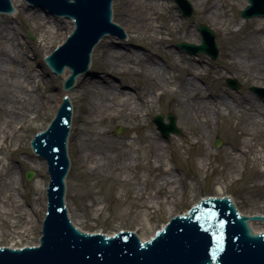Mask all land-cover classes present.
I'll list each match as a JSON object with an SVG mask.
<instances>
[{
    "label": "rangeland",
    "instance_id": "obj_1",
    "mask_svg": "<svg viewBox=\"0 0 264 264\" xmlns=\"http://www.w3.org/2000/svg\"><path fill=\"white\" fill-rule=\"evenodd\" d=\"M233 1L234 5L229 9V15L232 17L230 23H245L243 34L252 32L253 29L264 33V23L258 21L262 20V17L247 19H255L254 24L240 17V11L245 6L240 9L236 4L244 5L246 0ZM162 2L168 6V9L163 10L159 17L161 20H157L149 10L154 0H114L113 21L126 30H124L125 40L108 36L95 46L91 54L90 70L97 69L102 80L105 78L112 82L114 92L118 93L114 99L116 104L125 99H128V103H125L126 107L134 102L144 103L141 112V115H145L144 119L142 117L128 119L129 116L125 112L124 117L117 122L107 123L102 127L110 139L117 143L122 142L120 146L123 153L131 154L133 162L138 160L135 167L119 170L113 177H109V173L105 170L93 171L84 162L78 160V138L82 136L89 139L94 136L92 131L101 128L79 125L84 97L80 83L83 76L76 79L77 86L69 92L62 89V76L51 74L48 69L45 70L46 75L33 78L34 82L31 80L32 76L27 77L32 69H39L37 66L43 67L44 57L65 41L72 25H69L66 19L54 18L55 24L50 29L54 32L56 30L57 33H53L46 44L40 45L39 27L37 28V24L29 17L33 6L30 7L23 0H15L19 14L14 19L7 21V16L0 14V30L8 28V31H12L20 42L17 46L19 56L27 53L30 57L26 60L34 63L32 68L27 69L22 66L26 71L25 78L20 79L21 82L12 79V92L7 95V105L13 107L18 116L5 117V119L11 127L21 126V129L16 133L20 139L19 149L14 151L9 140L8 148L0 150V246L21 247L38 242L45 213L44 194L48 175L44 161L35 157L29 143L32 136L46 128L63 96H68L72 105V121L67 141L70 168L65 179V204L70 220L80 230L89 233L101 231L106 234L131 230L141 239L147 240L172 216L186 212L201 197L210 196H230L240 213L264 215V187L257 181L256 175L250 176L248 173L255 163L248 160L242 173L243 168L239 162L245 158L242 153L247 149L253 155L248 156L249 158L264 156V150L261 152L259 145L260 141H254L248 135L251 129L264 131V99L250 90L252 86L264 88V83L256 79H248L246 72L238 70L237 54L225 49L218 26L203 15L205 11L196 0H188L193 9L188 18L182 17L173 0H162ZM139 8L149 13L153 25L161 24L169 29V34L166 31L162 34L164 40L159 41L155 38L156 33L140 16ZM37 11L44 15L40 9ZM174 24L179 26L174 27ZM198 25H206L214 33L218 48V57L214 60L203 53L192 55L176 48L179 42L188 38L185 33L187 27L198 37L197 44L201 43V35L197 31ZM232 29H237V26L234 25ZM2 36L5 37L6 33ZM242 40L243 38L236 44L239 49L244 48L245 40ZM108 45L114 50H121L127 46L126 48L136 52L141 60L138 61L136 56L131 60H123V67L118 68L117 72H112L105 68L104 51L109 50ZM168 51H171L172 55H169ZM179 54L182 59L191 58L196 67L198 66L195 69L198 73L186 76L185 71L179 66L175 71L169 70L168 64H175L174 62L181 64L179 60H174ZM239 54L251 57L243 51ZM145 62L163 67L166 70L163 73L164 77H161V74L160 77L155 78L145 75ZM174 74L182 78H190L205 94L219 95L229 102L232 97L242 96L246 99V96H253L261 102L263 116L259 118L257 111H250L251 113L244 115L243 110L237 113L219 105L221 115L218 118L213 115L209 129L198 119L186 114L178 100L177 103L171 100L169 95L162 97L156 95L158 87L164 92L167 89L177 90V83L167 86L165 80L166 77ZM229 77L238 82V89L233 90L226 85L225 80ZM93 78L98 80V77ZM122 91L130 92L129 96H122ZM179 100L180 103L183 102L182 97ZM167 114L175 117L180 136L171 135L168 139H164L153 124L152 119L155 116L165 117ZM131 117L134 115L132 114ZM19 121L21 125H18ZM164 121L167 122L166 119ZM256 121H260L261 125L254 124ZM153 134L165 147L163 158L154 156L146 148L147 143L141 138L142 135ZM216 140L220 142L218 147L215 146ZM92 146L97 149L95 146L98 145L93 143ZM233 156L240 160L234 159ZM157 166L170 169L174 175L162 191L159 190L162 182L151 175L152 169ZM255 168L258 172H264V163L258 161ZM29 170L34 173V177L27 182L25 173ZM121 175H129L131 180L123 182ZM17 205L24 206L29 210L30 215L20 217ZM10 223L16 227L11 228ZM24 231V234H20Z\"/></svg>",
    "mask_w": 264,
    "mask_h": 264
},
{
    "label": "water",
    "instance_id": "obj_2",
    "mask_svg": "<svg viewBox=\"0 0 264 264\" xmlns=\"http://www.w3.org/2000/svg\"><path fill=\"white\" fill-rule=\"evenodd\" d=\"M25 1L73 20L75 28L63 45L44 58L54 74L61 75L66 67L69 68L70 74L64 80L65 91H69L75 78L88 69L92 49L102 37L106 34L124 36L119 24L111 20L113 0ZM249 1L251 5L240 13V17L264 18V1ZM174 2L184 18L192 14V6L187 0ZM33 9L40 8L33 6ZM12 10L10 0H0V12ZM197 29L201 35L200 45L182 42L176 48L186 49L194 55L204 53L216 59L218 48L212 31L205 25H198ZM86 74L90 80L98 77L102 82L97 69L82 76ZM226 85L238 88L233 79L227 78ZM251 90L259 95L264 92L255 87ZM71 115L70 101L64 96L47 128L39 130L41 132L32 136L30 142L34 153L45 161L49 176L39 245L20 249L1 245L6 247L0 246V264H264V232L255 234L251 230L264 231V225L251 223V228L249 226L251 221L264 224V216L241 215L228 197H201L204 199L200 198L193 207L190 206L187 213L173 216L150 240L144 242L129 232L131 230L106 236L84 233L76 228L68 217L64 202ZM166 119L168 123H164L161 115L153 119L161 136L164 139H168L170 134L179 136L175 117L168 114ZM219 145L220 142L216 141L215 146ZM33 176L30 171L25 175L27 181H31Z\"/></svg>",
    "mask_w": 264,
    "mask_h": 264
},
{
    "label": "bare ground",
    "instance_id": "obj_3",
    "mask_svg": "<svg viewBox=\"0 0 264 264\" xmlns=\"http://www.w3.org/2000/svg\"><path fill=\"white\" fill-rule=\"evenodd\" d=\"M229 1L231 2L227 3L226 0H196V2H198L199 5H201L202 9L205 11L203 15L210 22L218 26V29L220 30V34H221V42L223 46L225 47V49H230L231 51L237 54L236 56L238 58V61L236 62V65L239 68L238 70L246 72L248 74V79H256L264 83V49H263L264 33H261L257 29H253L252 32L243 34L242 29L246 25L245 23L242 24V23L237 22L235 24H231L230 19L232 17L229 15V9L231 5H234L233 3L234 1L233 0H229ZM246 2H247V5H246ZM246 2L244 5H240V4H236V5L240 9H242L244 6L246 8L251 5L249 0H246ZM11 3L14 7V13L10 15L8 14L5 15L7 16V21H9L10 19H14L19 14L17 6L15 5V0H11ZM19 6L22 7L23 5H19ZM245 8H243L240 11V13ZM256 8L258 9L259 7L256 5ZM167 9H168V6L165 5L162 2V0H154V3L152 4V6L149 7V10H151V13L155 15V19L157 20L160 19L159 17L162 15L163 10H167ZM176 9L182 15V13L179 11L177 6H176ZM37 10L33 9L32 7L31 11L29 10L30 11L29 17L35 24H37L36 25L37 28L39 27V32H40L39 44L42 45V44H46L47 40L53 33H57L56 30L54 32L53 30L50 29V27H52V25L55 24L56 20L54 19L55 17L53 15L49 14L47 16L46 12H43L44 15H41L38 13ZM139 13H140V16L143 18V20L146 21V23H149L153 32L156 33L155 38H157L159 41L164 40V37L162 36V34L164 33V31L168 33L169 29L164 28L161 24L158 26L153 25V20H151L149 13L144 11V9L141 10L139 8ZM244 20H247V19H244ZM254 20L255 19H251V20H247L246 22L249 21L250 24H254ZM67 21L69 25H72L71 20H67ZM258 21L263 24L264 18ZM242 22H245V21H242ZM177 25L179 26V24H174V27H176ZM234 25L237 26V29L235 30L232 29ZM72 28L73 26H71L70 30H72ZM3 33H6L5 37L2 36ZM185 33L188 36V38L185 39V41H181L179 43L185 42L189 45L191 44L198 45L197 43L199 42V39L195 35V33L192 31V29L187 27ZM241 34L243 35L240 36ZM104 38L101 39L100 43L103 41ZM242 38L243 40H245L244 48L239 49L236 46V44ZM214 41H215V37H214ZM189 42H193V43H189ZM18 45H20V42L18 41L16 35L12 33V31H8V28L0 30V150L1 149L6 150L8 148L7 141L9 140H11L12 142L10 146L14 151H17L19 149L20 139L19 137H17L16 133L21 129V126L13 128L10 126V123L8 122V120L5 119V117L11 118V116H14V117L18 116L16 110L13 109V107L7 105L8 104L7 95L12 92L11 91V88H12L11 80L12 79H16L17 81L21 82L20 79H22L23 77L25 78L26 71L25 69L22 68V66L24 65V67L28 69V68H32L33 67L32 65L34 64L26 60V59H29L28 57H30V55H28L27 53L25 54L23 53V56H19L18 48H17ZM126 47H124L121 50H114L111 46L108 45L109 50L104 51L105 60H106L105 62L106 69L112 72H117L119 71L118 68L123 67V60H131L133 56H136L138 61L141 60V57L137 56L136 52L131 51L127 49ZM179 50H182L188 53L187 51H185L186 49H179ZM241 51L245 52L246 54H250L251 57L241 56L239 54ZM168 54L172 55L171 51ZM188 54H191V53H188ZM174 60L175 61L179 60L181 64H178L176 62H174L175 64L173 63L168 64L167 68L169 70L175 71L177 70V66H179L183 71H185L186 76H193V74L198 73L195 71V69H197L198 66L196 67V65L193 63L191 58L182 59L181 55L179 54L177 56V59L176 57H174ZM144 64H145L144 65L145 75L155 78L157 76L160 77L159 74H161V77H164L163 73L166 72V70L160 65L155 66V64L149 63V62H145ZM37 67L39 69H32V71L29 72V74H27V77H29V75L32 76L31 80L33 82H34L33 78L36 79L40 76H44L47 74L45 71L47 68L44 65V63H43V67L42 66L41 67L37 66ZM167 74L168 73H165V75ZM67 75H68V71L65 70L62 75V78L63 79L66 78ZM229 79L231 78L229 77ZM165 80H166L167 86L177 83L178 85L177 90L170 91L169 89H167V91L164 92L162 91L161 88L158 87L157 88L158 93L156 95L158 97H162L163 95H167V96L169 95L171 96V100H175V101L178 100L179 105L183 107L186 114H189L191 117L198 119L199 122H201L202 124H205V126H207V128L209 129L211 128L210 119L213 118V115H215L216 118L220 117L221 115L219 105H223L228 111L234 110V111H237L238 113L239 110H243L244 115L251 113L250 111H257L258 112L257 116L259 118L263 116L262 104L253 96H246L247 97L246 99H244L242 96H240L239 98L232 97L229 102L225 98L219 97V95L211 96L210 94H205V92L199 90V88L195 85L193 81H191L190 78H187V77L182 78L178 74H174L172 76L166 77ZM80 83H81V88L83 90L84 97H83V108L81 110L82 115L80 116V119H79V125L82 127L93 126L96 128L97 127H101V128L97 129L96 131H92L94 132V136L89 139L82 137V136L78 138V142H77L78 160L80 162H84L85 165H87L93 171L105 170L106 173L107 172L109 173L108 174L109 177L116 176V173H118L119 170L121 171L122 169H125V168L135 167L137 165L138 160H135L133 162L131 154L123 153L122 148L120 146L122 142L117 143L114 140L110 139L108 137L107 132L103 130L102 127L105 126L107 123L117 122L119 119L124 117L125 112H127V116H129L128 119L134 120L139 117H142V119H144L145 115L144 114L141 115L142 109L144 108V103L141 102L139 100V97L137 96L138 100L140 101L139 103L134 102L130 104L128 107H126L125 103L126 102L128 103V99H125L121 103L116 104L114 102V99L116 95H118V93L114 92L115 88L112 82L108 81L105 78L102 80V82H100L99 79L98 80L94 79L93 77L90 80L89 76L86 74V76L81 79ZM236 83L238 84L237 81ZM238 87H239V84H238ZM252 87L262 89L264 91V88L262 87H256V86H252ZM252 87H250V90ZM22 88L25 89L24 87ZM233 90H236V89H233ZM31 91L33 92V90ZM252 92L258 95L260 98L264 99V92H262V95H259L258 93L254 91ZM121 93H122V96L124 97L129 96L130 94V92L128 91L126 92L122 91ZM156 95L154 94V97ZM180 97L183 98L182 103H180V100H179ZM132 114L134 115V117H131ZM241 116L243 115L241 114ZM254 124H256L257 126L261 125L260 121H256L254 122ZM18 125H21L20 121L18 122ZM252 130L253 129H251L248 135L252 137V140L260 141L259 145L261 148V152H263L264 150V131L262 130L259 131L257 129L253 131ZM141 138H143L144 141L148 144V145L146 144V148L154 156H156L159 159L164 157L165 147L162 145V143L160 142V140L155 134L151 136L142 135ZM92 141L93 143H96L98 145V146H95L97 147V149H95L94 146H92L93 144ZM252 147L253 146H251V148ZM92 148L94 149L93 152H92ZM242 154L245 156V158H243L242 160L233 156L234 159L240 160L239 162L242 165L241 168H243L242 173L244 172V166H246V164L248 163V160L251 161V163H255L253 165V169L248 170V173L250 176L256 175L257 181L261 184L262 187H264V172H258L257 169L255 168L258 161H262V163H264V156L260 157L259 155H257L255 156L256 158L255 157L249 158L248 156H253V155L250 154V150L248 149L246 151H243ZM151 175L157 180H159L160 182H162L159 185L160 191H162L163 188H165V186L169 184V181L172 180V178L174 177L173 172H171L170 169L162 168L161 166H157L154 169H152ZM121 176H122L121 180L123 182H128L131 180V177L129 175H121ZM44 187H45V183L43 184V190H44ZM17 207L19 209L17 210L19 212L20 217H28V215H30L29 210L25 209L24 206L21 207L17 205ZM5 222H6V219H5ZM10 227L15 228L16 226L10 223ZM24 233L25 231L21 232L20 234H24Z\"/></svg>",
    "mask_w": 264,
    "mask_h": 264
}]
</instances>
